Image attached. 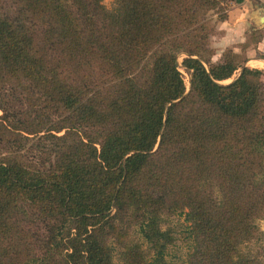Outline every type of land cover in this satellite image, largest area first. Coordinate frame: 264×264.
<instances>
[{
	"label": "trees",
	"instance_id": "16d2710c",
	"mask_svg": "<svg viewBox=\"0 0 264 264\" xmlns=\"http://www.w3.org/2000/svg\"><path fill=\"white\" fill-rule=\"evenodd\" d=\"M227 1L0 0V264H114L119 231L171 264L177 213L187 264H264V70L214 59Z\"/></svg>",
	"mask_w": 264,
	"mask_h": 264
},
{
	"label": "rangeland",
	"instance_id": "374dc122",
	"mask_svg": "<svg viewBox=\"0 0 264 264\" xmlns=\"http://www.w3.org/2000/svg\"><path fill=\"white\" fill-rule=\"evenodd\" d=\"M102 3L105 5L106 8H108V10H113L116 4L115 0H102ZM215 17L216 15L214 16V18ZM257 31L260 32V30ZM217 40L218 39H213L212 37L210 42H211V47L214 49V51L216 49L217 50L220 49L218 50V52L215 51V54L218 55L224 53L223 48L225 47L220 46ZM243 44L244 45L241 44L240 47H238L239 49L237 52H240L243 55L245 54L248 55L246 50H248L247 48H249V46H251L252 44H250L249 40L245 41ZM184 57H185L184 54L180 55L179 63H180V70L183 73L188 91L190 89V72L182 65V61ZM238 73L239 71H236L234 77H236ZM232 79L233 78L226 80L225 83L232 81ZM261 79L264 84V74L262 75ZM3 113H4L3 110L0 108V117L3 115ZM24 142H26L27 145L31 144V141H24ZM177 214H173L169 217L170 220L169 223H171V225L176 230L175 232L176 239L174 242L169 244L166 256L171 264H187V257L191 251V243H190L191 237L189 232L190 222L187 221L185 214H179V215ZM255 222L258 224L261 232L257 236L253 237L251 240L244 242L241 247V251L243 252V254H247L251 257L263 258L264 257V216L257 218ZM139 236L142 235L140 233L136 235L135 233H130L129 231L126 232L119 231L111 235L109 243H112L116 248L113 251L114 264H126L123 259L121 250L123 249L128 250L129 245L131 244L132 241H136V242L138 241L139 243H142L143 246H146V242L145 241L142 242L141 237L139 238L140 240L138 239ZM140 248L143 247L140 245ZM143 254L145 255V250H143Z\"/></svg>",
	"mask_w": 264,
	"mask_h": 264
},
{
	"label": "crops",
	"instance_id": "0c3cea01",
	"mask_svg": "<svg viewBox=\"0 0 264 264\" xmlns=\"http://www.w3.org/2000/svg\"><path fill=\"white\" fill-rule=\"evenodd\" d=\"M227 6V16L217 21L216 34L213 39H218L220 46L233 47L235 51H238V47L249 40L252 45L246 50L248 54L246 65L263 70L264 0H228ZM257 30H260V33L254 37L250 36L253 31ZM218 50L216 49L217 52ZM220 55L215 54L214 59H219Z\"/></svg>",
	"mask_w": 264,
	"mask_h": 264
}]
</instances>
